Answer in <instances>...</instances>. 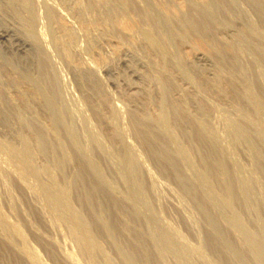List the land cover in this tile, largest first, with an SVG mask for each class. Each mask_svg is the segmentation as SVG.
<instances>
[{"label":"bare ground","instance_id":"1","mask_svg":"<svg viewBox=\"0 0 264 264\" xmlns=\"http://www.w3.org/2000/svg\"><path fill=\"white\" fill-rule=\"evenodd\" d=\"M57 1L70 19L77 24L79 32L86 41L96 45L92 52L93 58L95 59L96 56V58H105L106 62L109 60L111 67L106 72L110 76L115 78L124 68L127 76L129 75L127 80L132 82V79L137 82L136 86L130 84L128 89H140L149 96V85L156 86L159 111L155 117L146 112L141 114L139 121L136 122L138 128L134 129L135 136L144 145L149 144L151 156L153 155L164 169H168L185 191L195 199L208 225L213 229H219L221 236L216 237L215 245L217 254L224 256L226 260L231 259L232 263L230 260L229 262L233 264L232 259L238 252L236 248H239L236 243L241 242L247 248L246 253L252 261L256 264H264V241L258 243L255 234L246 228L244 217L245 213L256 218L258 221L256 232L264 240V189L261 188L256 177V170L262 165L259 164L260 161L264 162V101L263 99V102L260 101L253 93L250 81L248 82L243 74L245 71L242 72L243 69L239 68L241 53L248 54L241 52L243 40L240 34L236 31L235 33L234 29L230 30L232 28L228 29L229 26L226 27L217 17L219 7L222 8L223 4L218 7L216 3L218 0H168L167 2L140 0L144 2L142 12L144 19L140 21L135 8L138 0ZM3 2L14 20L5 19L0 12V83L3 86L2 88L0 86V121L6 128L7 137L5 140H0V152L5 156L0 161V183L4 184L7 178L8 181L12 179L16 182L15 184L30 200H33L50 234L60 226L59 223L65 225L67 230L65 232H68L70 238L68 240L76 247L74 253L72 250L71 252L64 250L54 240L55 238L44 236L29 224L40 242L52 248L49 249L52 260L56 264H80L79 256L85 264H111L100 241L90 234L89 228L93 227L113 248L119 257V264H167L170 259L177 264H185L183 257L171 246L169 235L180 241L201 264H211L203 253L200 243L191 245L176 229L171 228L163 220L165 233L159 232L152 226L140 207L141 196L130 181L127 169H124L116 159L114 160L108 151L103 150L100 145L96 147L100 155L117 167L121 184L126 188L124 190L127 192L126 197L104 180L98 165L90 159L87 151L72 140L68 124L70 115L66 114L62 97L60 99L61 95L53 85L50 68L48 69V62L45 60L48 50L42 33L37 29L38 14L35 3L33 0H3ZM187 4L191 8L189 11L186 10ZM236 4L237 2L235 6ZM51 10L55 19L54 45L77 78L81 81L86 75L105 70L101 65L98 66L101 67L99 69L95 60L88 61L90 57L85 59L81 57L83 53L81 54V48L77 44L76 30L72 22L67 20L60 9L53 7ZM262 10L264 16V3ZM197 11L204 14L203 17L201 15L202 19L205 17L204 20H197L205 34L204 38L203 36L200 38L202 49H196L191 44L195 34L191 31L195 27H192V22ZM232 12L235 13L234 10ZM150 22L155 30L150 26ZM125 23L130 24L129 28L124 25ZM251 28L249 31L253 32V26ZM260 32L257 31L258 34ZM111 34H114L113 37H108V35L112 36ZM114 37L119 39L117 42L124 44L122 46L125 49L116 47ZM259 37L264 40V33ZM245 41L247 40L244 39ZM177 42H179L178 46ZM136 43L146 49L143 56L136 52ZM187 51L191 52L187 53ZM153 53L159 55L162 65L159 63L154 65ZM135 56L145 67L149 68L152 63L156 70L150 72L152 74H139L135 71L138 68L134 69L133 63L131 64ZM225 56L229 60L228 66L223 61ZM168 60L179 69L184 80L193 86V93L188 92L186 87H182L170 77L166 69ZM256 65L257 63L254 64ZM260 66L256 68L264 67V65ZM262 71L264 72L263 69ZM12 72L16 73L15 76L18 78H12ZM256 74L258 75V72ZM225 76L232 80L237 89L235 91L237 98L242 99L241 101L251 109V115L244 113L238 103L228 106L221 101L216 102L200 90L203 82L211 84L218 92L223 90L220 83ZM262 76L260 75L261 78ZM167 77L170 82L167 81ZM237 81V84L234 83ZM167 82L175 87V91L177 89L178 95L188 94L190 103L170 101L168 92L171 89L167 87ZM95 104L92 109L99 116L102 110L98 104L101 103ZM108 109L112 118L114 112L119 110V106L114 104ZM193 113H197L200 117ZM171 114L176 115V122L170 121ZM214 120H217L215 122H219L222 127L220 128L223 130L222 134L218 133V127H214L216 124ZM109 121L113 125L110 118ZM140 125L142 128H139ZM112 136L110 143L122 144V151L126 156L132 146L125 142L123 133L115 132ZM193 138L206 148V154H199L197 149L195 151L197 154L194 153ZM241 146L247 150L243 149L248 153L245 155L249 156L247 159L253 165L252 170L248 168L251 170L249 172L248 170L246 172L235 158V150ZM70 148L76 151L75 154L77 153L79 158L71 154ZM41 156L46 158L43 164H39L38 161ZM139 165L142 167L143 177L150 190L156 195L154 178L141 160ZM69 168H72V172L70 170L71 175L68 176ZM53 170L59 173L58 177L53 174ZM66 171H68L67 175ZM73 190L80 193L78 204L84 212L91 214L87 218L84 214L76 213L70 201ZM102 193L107 194L110 202L108 209H104L101 205ZM6 195L11 208L14 209L16 203H13L9 190ZM1 209L0 207L2 264H44L36 248L29 245L19 225L10 222ZM161 216L159 213V218ZM132 218L143 222L142 230L130 225ZM195 234L198 239V232ZM125 238L131 241L130 248L125 247ZM50 242L52 245H49Z\"/></svg>","mask_w":264,"mask_h":264},{"label":"rangeland","instance_id":"2","mask_svg":"<svg viewBox=\"0 0 264 264\" xmlns=\"http://www.w3.org/2000/svg\"><path fill=\"white\" fill-rule=\"evenodd\" d=\"M33 1L35 3L34 4L35 10H37L36 12L38 14L37 29L42 33L43 38H44L46 45H47L48 51L45 55V58L47 55L48 56L45 60L48 62V64H47L48 69L50 68L49 69L50 77L53 79L52 81H53V85H54L55 89H57L59 95H61L60 99H61V97L63 99V100L61 99V101H62L63 107L66 109L65 110L66 114L70 115V116H68L70 122L68 120L67 121H68V124L70 127V133H71L72 140L76 144H78L82 149L87 151L90 159L98 165V168H99L100 172L102 173L104 180H106L114 188H116V190L118 192H120V194L124 197H126L127 192L124 191V190H126V188L124 187V185L121 184L122 180H121V177L118 175L119 171H118L117 167L115 165H113L109 160H107L104 156L100 155L96 151V147L100 145L102 147V149L105 151H108L110 153V156L113 157L114 160L116 159V161L119 164H121L124 169H127L130 181L133 183L135 190L141 196L142 201L140 202V207H141L142 211L144 212L146 218L151 222L152 226H154L155 229H157L159 232L165 233L166 227L163 223V221H164L171 228L176 229L180 233L182 238L185 241H187L188 243H190L191 245H197L198 243H200L203 253L208 258V260L210 261L211 264H230L229 260L231 261V259L228 260V258H227V260H228L227 261L224 256L221 257L215 251V245L217 243L216 237L221 236V234H220L221 232L219 231V229H217V228L213 229L212 227H210L208 225L203 213L201 212V210L197 206L195 199H193L192 196H190L185 191L183 186L181 184H179V182L175 179L174 175L168 169H166V168L164 169L163 165L161 163H159L157 160H155V157L153 155L151 156L152 153H151L150 147H148L149 144L148 145L145 144L146 145L145 146L143 144V142L138 137L135 136V133H134L136 130L135 127H137L136 122L139 121V118L145 112L148 113L150 116L155 117L159 111V101H158V97L156 94V86H153V85L150 86L149 85L150 89H148V92H150V96L148 94H145L144 92H142L140 89L129 90L128 88H129L130 84L132 86L133 85L136 86L137 82L133 81L132 79H131L132 82H129L127 80L129 75L127 76V74L124 71L125 70L124 68H123V71L119 74L120 76L118 75L115 78H113L112 76H110L106 72L111 67V63L109 62V60H107V62H106L105 61L106 59L103 57L102 58H96V56H95V59L93 58L92 52L94 51L93 49L96 47V45L95 44L92 45L91 43L86 41L85 37L79 32V30L77 28V24L74 23V21H72V19H70V17L61 8V6H59L57 0H33ZM160 1L167 2L168 0H160ZM244 1L245 0H218L216 2L218 4V7L221 6L222 4L223 5H222V8L219 7V12L217 13L218 14L217 17L221 21L224 22V25L226 27L229 26L228 29L232 28L230 30L234 29L233 30L234 32L236 31V32H238V34H240V37L243 40V46H244V49L242 46L241 52H248V54L247 53H245V54L241 53L240 59H239V64H238L239 68L243 69V70L241 69L242 72L245 71V72H243V74H245L244 76L248 80V82L250 81L249 83L251 84V88L253 87L252 88L253 93L258 97V99H260V101H262V99L264 101V88H263L264 87V79H263L264 78V75H263L264 72L262 71V69L264 70V67H261L264 65V63H263L264 62V47H263L264 46V40L263 39L261 40V38L259 37L261 33H264L263 32L264 31V20H263L264 16H263V10H262V5L264 3V0H246L245 2ZM138 2H136V4H135L136 14H137V16L139 15L138 19L140 21H142L144 19L143 15H142L143 8H144V2H142L140 0H138ZM140 2H141V4H140ZM236 2H237V4L235 6ZM53 7H56L58 9H60L61 11H63V13L67 17V20L72 22V25L74 26V29L76 30L77 44L81 48V51H82L81 54L83 53L81 57H83L84 59L90 57L89 58L90 60L87 59L88 61L91 62V61L95 60L97 67L101 65V67L105 70H100L99 73L97 72L96 74H93L94 76L89 74L90 75V77H89V75L88 76L86 75L83 77V79L81 81L79 80V78H77V76L73 73V71L68 67V65L62 59L57 48L54 45L55 19H54V14L52 13V10H51ZM141 7H142V9H141ZM137 8H139V9H137ZM190 9H191L190 6H188V4H187L186 10L189 11ZM222 10H223V12H222ZM233 10L235 11V13L232 12ZM0 12H1V16H3V17L5 16L4 17L5 19L14 20L12 18L13 16L11 15L8 7L3 2V0H0ZM231 12L233 13V15ZM195 13H198V15ZM195 13H194L195 19L193 20V22L190 20L193 23L192 27L195 26L192 28L193 30H191L192 33H195V34H193L194 38L191 41V44L194 45L196 49H202L203 45H202V42L200 41V38H201V36H203L202 38H204L205 34L203 33V29L201 28L199 21L204 20L205 17L202 19V17L204 16V14L202 12L199 13V11H197ZM201 15H202V17H201ZM231 17H233V18H231ZM9 18H11V19H9ZM197 20H199V21H197ZM255 20H256V22H255ZM258 20H260V21H258ZM194 21H196L197 23ZM261 21H263V22H261ZM11 23H13V21ZM149 24L153 28V24L151 22ZM124 25H126L129 28L130 24L125 23ZM251 26H253V30H252L253 32L249 31L252 29ZM256 27H257V30H256ZM196 28H197V30H196ZM199 28H200V30H199ZM245 30H247V31H245ZM257 31H258V33L261 31L260 34H258ZM196 33H197V35H196ZM252 33H253V35H252ZM198 34H201V35H198ZM113 35L112 36L108 35V37H113ZM196 36L197 37L200 36V37L197 38ZM258 38H260V39H258ZM244 39H246L247 41L244 42ZM113 40H116L115 43H116V47L118 49H125V47H123L124 46L123 43L117 42L119 39L114 37ZM120 41L123 42L122 40H120ZM135 45L137 47L136 52L139 53L141 56H143L144 55L143 53H145L146 49L143 48V46L140 47V44H138V43H136ZM176 45L178 46L179 42H177ZM254 45H256V47ZM245 46H246V48H245ZM250 47H252V49ZM258 48L261 50H259ZM244 50H246V51H244ZM189 52H191V51H187V53H189ZM252 53L255 55H253ZM136 56H135L136 59L134 58L135 60L134 59L131 60V64L133 63L132 67L134 69L138 68V70H135V71L138 72L139 74H141V73H142V75L152 74L150 72H152V71L154 72L156 70L155 66L157 63H159V65H162L161 59H160L158 54H155V53L152 54V59L154 61L155 66L151 63L149 68L145 67L143 63L138 62V60H137L138 57H136ZM250 58H252L253 61ZM223 61H224L225 65H227V66L229 65V62H227L229 60L226 58V56L223 57ZM221 62H222V59H221ZM242 62H245V63H242ZM255 63H257L256 66H254ZM251 65H253V66H251ZM258 65L259 66L261 65L260 67L262 69L256 68V67H258ZM101 67H98V68L101 69ZM245 68L247 71L245 70ZM166 69H167L170 77L174 81H176L182 87H186L188 89V92H190V93L194 92L193 86L188 84L184 80L181 72L179 71V69L174 65V63L171 60H168L166 62ZM257 72H258L259 77H257L258 76L256 74ZM261 72H262V74H259ZM249 73H251V74H249ZM15 75H16V73H13V72L11 73L12 78H15V79L18 78ZM260 75L261 76L263 75L262 78L260 77ZM236 80H238V79H236ZM167 81L170 82V79L168 77H167ZM208 81H211V80L208 79ZM260 82H261V84H260ZM203 83H201V85H200V88H201L200 90H202V92L207 93L209 95V97L210 98L212 97L211 99H213L214 101H216V102L221 101V103H224L225 105H228V106H232L233 104L236 105V103H238V104H240L239 106L241 109H243L244 113L247 112L246 114H249V113H250V115L252 114L251 109L248 106H246V104L243 101H241L242 99L237 98L238 96L236 95V92H235V91H237L236 86L232 83V80L229 79L228 77L225 76L221 79L220 85H221L223 90H221L219 92L214 90L212 88L211 84H209V83L203 84ZM234 83L237 84L238 81L234 82ZM167 85H168L167 87L171 89V91H170L171 93L168 92V96H169L168 99L170 101L173 100L174 102H181L182 101L185 103L186 102L190 103L188 94L183 95V94L179 93L180 95H178L177 94L178 91H177V89L175 91L174 86H172L168 82H167ZM0 86H1V88L3 87L1 85V83H0ZM255 86H257V88ZM151 92H152V94H151ZM95 103L96 104L101 103L98 105L101 106L100 107L102 110L101 114L103 113L102 114L103 116L101 114H100L101 116L100 115L98 116L93 111L92 107ZM242 103L245 105H243ZM111 104L112 105L118 104V106H119V110L114 112L112 118L110 117L111 116V112L109 111L110 109H108L109 107L112 106ZM193 114L197 117L199 116L197 113H193ZM138 115H139V117H138ZM134 117H136V118H134ZM109 118L111 119V122L113 123V125L110 123ZM170 121L176 122V115L175 114H173V115L171 114ZM215 121H217V120H214V123H216L215 124L216 126L214 125V127H216V128L218 127L219 132L218 131L217 132L219 134H222L223 133V130H221L222 127L220 126L219 122L217 123ZM107 122H108V124H107ZM187 123H189V121ZM108 125H110V126H108ZM114 125H116V126H114ZM139 128H142V125H140ZM115 132L123 133L124 138H125V142L132 146V149L128 150L126 156L124 155V153L122 151V144L120 145L119 142L117 143V145H115V143L114 144L110 143V137H113L112 135ZM96 137H98V138H96ZM155 137L159 138L158 135H155ZM5 138H7L6 137V128L4 127V125L0 121V140L1 141L5 140ZM195 140L196 139L193 138V142H194L193 143L194 144L193 145L194 146L193 151H194V153H196L195 151L198 150L197 152H199V154H202V155H204L203 153L206 154V152H207L206 148L203 145H201V143L198 140H197L198 141V144H197L196 143L197 141H195ZM70 149H71L70 150L71 154L74 157L79 158V157H77L78 154L77 153H76L77 155L75 154L76 151L72 150L73 148H70ZM243 149H245V147L241 146L235 150V158L237 159L238 163L239 164L241 163L240 165L243 168H245V171L248 170V172H249L253 169V165H252L251 161L248 160L249 156L246 157L248 155L247 152H244L246 149L244 151H243ZM236 153H238V154H236ZM245 154H247V155H245ZM2 155L3 154L0 152V158H1L0 161L2 160V158L5 157L4 155L3 156ZM236 155L239 158H237ZM42 158H43V156H41L39 158L40 159V160H38L39 164H43L45 162L46 158H43V159ZM263 158H264V153H263ZM153 159L155 161H157L158 164ZM140 160L143 162V164H145L144 166L149 170L150 174L154 178L155 186L157 188L156 189V195L152 192V190H150V188L147 184V181H145V178L143 177V170H142V167H140V165H139ZM259 164L260 165L262 164L261 165L262 167L260 165H258V166H260V168L257 166L258 170H256V174H257L256 177H257L258 181L260 182L261 188L264 189V187H263L264 186V172H262L264 170V165H263L264 162L260 161ZM244 165H246L247 167H244ZM249 167L251 168V170L248 169ZM161 168H163V169H161ZM259 169H263V170H259ZM68 170H69V173H68V176H69V174L71 175L72 168H69ZM70 170H71V172H70ZM165 170H167V171H165ZM67 172L68 171H66V175H67ZM53 174L56 177L59 176V173H57L56 170H53ZM6 181H7V183H6ZM6 181L4 184L0 183V207L2 208L1 210L6 216H8L7 218H9L10 222H12V223L16 222L19 225V227L24 232V235L27 238L29 245H31V247L33 245L34 249L36 248L35 250H37L38 255H40L39 257H41L40 259H42V262L44 264H56L52 260V258L50 257V254H49L50 253L49 249L52 250V248H50L46 245H43L40 242L39 237L37 235H35V233L31 230L29 224L32 225L33 227H35L36 229H38V231L41 232V234H43L44 236L46 235V236H50L52 238H55L54 240L57 243H59L64 250H66V251L68 250L70 252L72 250L73 253L76 252L75 245L73 244L74 245L73 246L72 245L73 242L71 241L72 242L71 243L69 241L70 238L68 236V232H65V231H67L65 229L66 228L65 225L62 223H59L60 226L55 231L53 230L54 234L52 232L50 234L48 232L46 225L44 224L42 215L37 210V208L35 207L33 200L32 199L30 200V198L26 195V193L17 184H15L16 182H14V180L9 179V181H8V178H7ZM156 183H158V184H156ZM8 190L10 191V194L12 195L11 197L13 199V203L14 204L16 203L14 205V207H15L14 209L11 208V204H9L10 201L8 200V196L6 195ZM72 193H73L72 194L73 197L70 198V201L72 202L76 213L77 214H84L87 218L91 214L84 212L82 207L77 202L78 196L80 195L79 191L73 190ZM101 196H102L101 197L102 198L101 199L102 207L104 209H108L110 202L107 199V194L102 193ZM236 202H237V204H239L238 199H236ZM20 209H21V211H20ZM9 212H11V213H9ZM21 212H22V214H21ZM159 213L162 215L161 216L162 219H160L161 217L159 218ZM25 215L27 218L24 217ZM244 217L246 219V225H245L246 228L255 234L258 243H262L264 241L263 238L261 236H259L256 232L257 228H258V221L256 220V218L253 215H246L245 213H244ZM190 220H191V222H190ZM192 223H193V225H192ZM130 225L134 228L136 227L137 229L141 228V230L143 228V222L141 220L137 221L136 219H133V218L130 219ZM89 231H90V234L92 235V237L94 239H98L100 241V244H101L102 249L108 258V261L111 264H119V262H120L119 257L115 254L113 248L110 247V245L107 243V240L102 238L100 233L98 231L94 230L93 227H90ZM195 231L198 232V235H199L198 239L196 238L195 233H197V232H195ZM63 232H65V233H63ZM65 234H66V237H65ZM169 239L171 241V246L179 253V255H181L183 257L185 264H201L195 258V256H193L192 253L189 252V250L180 243V241L172 238L170 235H169ZM124 240H125V242H124ZM124 240H123V242H124L125 247L130 248L131 247V241L128 238L127 239L125 238ZM227 242L228 241H226V243ZM228 244H230V243H228ZM236 244L239 246V248H236V249H238L237 250L238 252L236 253V256L233 257V259H232L234 262L233 264H256L247 255V253H246L247 248L244 247V245L241 242H238ZM49 245H52V243L50 242ZM7 250L8 249H6V251ZM8 253H10V251ZM11 256H13V255L11 254ZM78 258L80 260V262H79L80 264H85L84 261L79 256H78ZM168 263L169 264H171V263L177 264L174 261H172L171 259L168 260ZM231 263H232V261H231ZM0 264H2L1 257H0Z\"/></svg>","mask_w":264,"mask_h":264}]
</instances>
